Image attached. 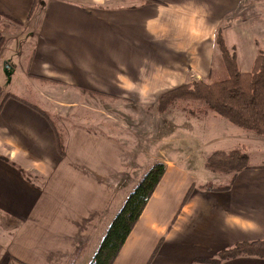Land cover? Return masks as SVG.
<instances>
[{"label": "crops", "instance_id": "0c3cea01", "mask_svg": "<svg viewBox=\"0 0 264 264\" xmlns=\"http://www.w3.org/2000/svg\"><path fill=\"white\" fill-rule=\"evenodd\" d=\"M106 1L38 0L29 17L34 0H0V11L29 30L10 42L0 25V76L12 77L18 60L35 86L43 84L35 77H44L53 85L154 101L181 84L209 78L218 30L238 52L240 69H251L253 28L264 27L254 21L259 0L244 9L250 20L242 13L246 0ZM230 16L232 23L221 29ZM30 40L32 58H26L21 46ZM6 93L14 98L0 108V264H89L111 221L108 214L133 188L128 173L134 156L112 137L81 127L60 132L61 154L50 122L57 126L31 101L34 91L27 100L4 90L0 102ZM218 128L228 140L226 125ZM175 156L153 160L165 163V173L113 264H208L201 260L224 248L264 239V166L250 165L221 189L197 184L189 155ZM219 264L264 259L239 256Z\"/></svg>", "mask_w": 264, "mask_h": 264}, {"label": "rangeland", "instance_id": "374dc122", "mask_svg": "<svg viewBox=\"0 0 264 264\" xmlns=\"http://www.w3.org/2000/svg\"><path fill=\"white\" fill-rule=\"evenodd\" d=\"M124 1L140 2V0ZM259 2L261 13L254 21L258 19L257 23L264 25V0H259ZM106 3L119 4V1L107 0ZM245 3L248 5L242 7V13L250 20V12L246 13L249 10L244 9H250L251 5L258 4V1L246 0ZM231 18L232 16L221 21L219 23L221 24L220 28L230 25L233 21ZM0 25L6 33H9L7 35L10 42L20 34L21 30V39L24 37V33L29 32L25 27L23 30L20 24L11 22L4 17L0 18ZM253 29L254 49L257 55L259 49L264 50V27L262 32L259 31V28ZM0 31L3 32L1 29ZM223 37L225 42L229 41L224 34ZM31 42L32 40H30L29 46L24 49L21 46L22 54L27 53L25 54L26 58H32V53L29 51ZM229 49L231 53L236 55L238 61V52L236 54V50L232 46ZM14 51L19 52L21 50L18 48ZM22 54L12 52L14 58H19L21 61ZM17 61L15 63L17 64L15 73L12 77L6 73L0 76V92L10 90L26 96L25 99H30L29 92L34 91L35 94L32 95L31 101L38 102L42 108L46 109L61 133L69 131L71 128L81 127L85 130L101 132L112 137L119 144L128 147L134 156V169L132 167L128 173L129 188L140 180L149 164L151 165L159 155H176L175 158L177 156L184 158L189 155L187 163L195 173L197 184L212 183L216 188L229 184L231 175H220L204 168V161L212 151H228L241 147L248 156L249 167L250 165L255 167L264 166V136L234 125L213 110L202 111L204 104L201 102L191 99H177L168 105L164 111L160 112L158 110V99L145 102L130 101L122 95L111 97L100 95L91 90H78L68 86L53 85L48 82L54 83V81H48L46 78V80L38 79L43 84L35 86L39 83L33 84L32 81L27 80L22 69L23 66H19ZM212 67L214 69L212 74L205 80L213 81L217 78L227 77V71L219 50L218 54L214 56ZM222 124L226 125L228 140H224L223 129L218 128ZM124 190L120 191V194L124 193ZM117 211L114 213L111 211L106 220L108 217L112 220Z\"/></svg>", "mask_w": 264, "mask_h": 264}, {"label": "trees", "instance_id": "16d2710c", "mask_svg": "<svg viewBox=\"0 0 264 264\" xmlns=\"http://www.w3.org/2000/svg\"><path fill=\"white\" fill-rule=\"evenodd\" d=\"M37 2L38 0H34L29 17L32 15ZM154 2L156 0H140L142 4ZM3 17L22 25L19 20L0 11V18ZM4 42L5 37L0 31V50ZM215 42L225 65L227 77L217 78L213 81L194 80L168 90L159 96L158 110L164 111L168 105L177 99H191L204 104L202 111L213 110L234 125L264 136V50H258L251 69L243 72L236 55L230 52L221 31L217 32ZM35 78L46 80L44 77ZM9 97L14 98V94L6 93L0 102V108L4 100ZM31 106L43 113L37 106ZM50 125L56 133L59 151L63 154L62 134L52 121ZM203 166L207 171L213 173L231 175L229 185L220 187L221 189H229L236 174L249 168L248 156L241 147L228 151L215 150L206 157ZM165 170L166 165L161 161H155L148 167L140 180L129 191L110 221L89 264H113ZM191 189L192 187L190 191ZM190 191H188V195ZM239 256H254L264 259V239L238 242L220 250L214 257L201 260V262L219 264L224 260ZM69 264H73V261Z\"/></svg>", "mask_w": 264, "mask_h": 264}]
</instances>
